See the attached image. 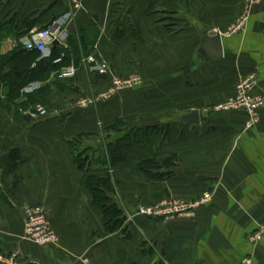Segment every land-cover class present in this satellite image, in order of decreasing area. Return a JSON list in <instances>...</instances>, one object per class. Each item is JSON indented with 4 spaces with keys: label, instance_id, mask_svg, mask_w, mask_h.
I'll list each match as a JSON object with an SVG mask.
<instances>
[{
    "label": "crops",
    "instance_id": "crops-1",
    "mask_svg": "<svg viewBox=\"0 0 264 264\" xmlns=\"http://www.w3.org/2000/svg\"><path fill=\"white\" fill-rule=\"evenodd\" d=\"M245 3L0 0V25L15 22L18 28L27 21L38 30L70 15L62 27L66 37L96 33L91 55L116 77L137 80L114 91L111 79L91 80L84 57L81 65H69L77 69L73 89L48 88L46 116L33 118L30 109L21 118L14 108H0V264H240L245 258L264 264V236L250 240L264 225V104L249 129L245 113L214 111L250 75L256 80L253 93L264 100V0L242 29L230 32ZM211 32L220 34V59H206L202 49ZM14 33L5 32L11 36L1 53L15 47ZM53 80L54 74L28 86L34 84L35 91ZM192 111L199 112V124L178 121ZM116 120L125 123L124 132L160 127L154 145L132 146L109 174L111 198L124 210V234L106 232L85 186L88 174L108 175L98 163L103 150L84 174L68 147L79 135H91L85 140L102 146L104 129ZM150 158H172L173 166L163 169L169 175L152 180L140 172L138 161ZM207 194L209 203L184 217L137 214L169 199L195 203ZM34 205L44 207L58 246L40 247L25 238L24 209Z\"/></svg>",
    "mask_w": 264,
    "mask_h": 264
},
{
    "label": "trees",
    "instance_id": "trees-1",
    "mask_svg": "<svg viewBox=\"0 0 264 264\" xmlns=\"http://www.w3.org/2000/svg\"><path fill=\"white\" fill-rule=\"evenodd\" d=\"M26 22L24 21L19 24L18 28L15 22L0 25V108H14L18 111V116L21 118L24 115L23 112L30 109L33 110L38 104H42L44 108H47L45 106L47 105L46 95L51 85L63 90L67 88L73 89L74 86L71 80L74 77L70 79H58L57 74L60 69L69 66L71 62L75 66L81 65L82 58L94 53L97 38L96 33L87 31L79 33L78 36L68 35L65 39L67 47L57 45L51 48L49 57L40 59L38 52L27 50L20 44V39L30 31L31 26L27 25ZM22 27H26L25 30H22ZM7 30L17 31V33L12 34L15 38L16 45L11 51L1 53L3 40L11 36L5 34ZM58 58H61V62L54 63ZM52 74H54L53 82L41 86L38 90L25 94V96L21 95L22 90L30 83H46ZM89 76L92 81L98 79L96 74H90ZM67 83H69V87ZM22 98H24L23 101H21ZM124 127V122L116 120L104 129L105 138H109L105 141L109 142L104 145L105 150L102 151L98 163L107 169H113L122 163L125 160L126 153L132 146L136 144L144 146L154 145L160 135V127L158 125L146 128H130L125 132L123 131ZM113 134L121 135L114 141H110V136ZM90 136L79 135L68 143L74 165L79 172L84 174L89 172L92 161L91 157L86 154V150L79 151L77 145ZM171 166H173L172 158L162 163L156 158L142 159L137 163L138 170L152 180H161L167 177L169 173L163 171V169ZM85 186L90 194L92 205L101 212L106 232L114 233L120 231L123 234L126 233L123 207L111 198L114 192V183L112 182L111 176L108 174L105 177H100L94 174H88L86 176Z\"/></svg>",
    "mask_w": 264,
    "mask_h": 264
},
{
    "label": "built area",
    "instance_id": "built-area-1",
    "mask_svg": "<svg viewBox=\"0 0 264 264\" xmlns=\"http://www.w3.org/2000/svg\"><path fill=\"white\" fill-rule=\"evenodd\" d=\"M261 0H246L243 19L239 26L236 25L230 29V32L240 30L243 28V22L250 15L252 6L258 4ZM74 8L81 7L80 2L74 1ZM70 15H68L69 17ZM66 16L55 19L45 27L38 30H30L26 36L20 39V44L27 50H34L40 54V59L50 56L52 43L57 40L58 45H63L66 35L62 32L64 21L68 18ZM61 58H58L54 63H60ZM83 63L87 67L90 74H104L110 77L113 88H130L136 82H121L118 77L114 76L106 62L98 60L94 55H88L83 59ZM93 70H97L93 72ZM77 69L74 66H68L61 69L58 74V79H70L75 77ZM244 79V78H243ZM240 79L236 85L233 97L226 100V102L219 104L214 108L218 112H243L247 115L245 124L246 129H249L257 124L259 117V110L264 104L261 96L253 93L256 84L254 77L249 79ZM36 86H28L23 90L25 94L31 93ZM47 111L43 105L38 104L33 110L31 116L33 118L46 116ZM204 201L188 203L179 200H166L159 205H151L138 209L137 214L143 216H153L162 218L164 220H172L177 217H184L193 211V209L206 205L210 201V196L205 195ZM25 225L24 236L31 243L40 247L58 246L59 239L51 227L46 215V211L41 205L29 206L24 209ZM264 236V225L260 226L256 232L250 237L251 241H259ZM240 264H252L249 258L242 260Z\"/></svg>",
    "mask_w": 264,
    "mask_h": 264
},
{
    "label": "water",
    "instance_id": "water-1",
    "mask_svg": "<svg viewBox=\"0 0 264 264\" xmlns=\"http://www.w3.org/2000/svg\"><path fill=\"white\" fill-rule=\"evenodd\" d=\"M58 45V41L55 40L52 43V48ZM202 49L206 53V59H220L222 57V42L220 34L217 32L209 33L204 39ZM96 77L101 80H105L107 77L104 74H97ZM24 119L30 121V116H24ZM178 121L184 124L197 125L200 121L198 111H192L188 114L178 117Z\"/></svg>",
    "mask_w": 264,
    "mask_h": 264
},
{
    "label": "rangeland",
    "instance_id": "rangeland-1",
    "mask_svg": "<svg viewBox=\"0 0 264 264\" xmlns=\"http://www.w3.org/2000/svg\"><path fill=\"white\" fill-rule=\"evenodd\" d=\"M261 2V1H260ZM259 2V3H260ZM257 5V4H256ZM255 6V5H254ZM254 6H252L251 7V9H250V13H251V10H252V8L254 7ZM243 19V15L240 17V19L238 20V22L236 23V25H238L239 26V24H240V21ZM249 19V16L247 17V19H245L244 20V22H243V25H246V22H247V20ZM235 25V26H236ZM237 31V30H236ZM113 73V72H112ZM77 74V73H76ZM113 75L114 76H116L114 73H113ZM76 76V75H75ZM107 77V76H106ZM118 77V76H117ZM251 77H253L252 75H250V76H248V77H246L245 79H249V78H251ZM108 79H110V77H107ZM118 79H119V81H121V82H126L127 80H124V79H122L121 77H118ZM243 79V78H242ZM245 79H243V80H245ZM137 80L136 79H134V82H136ZM127 82H131V81H127ZM31 85H33L34 86V84H31ZM28 87V86H27ZM27 87H25V88H27ZM236 88V87H235ZM123 89H127V88H120V89H116L115 88V90L114 91H119V90H123ZM254 90V89H253ZM111 92H113L112 90H110V92L109 93H111ZM234 93H235V90H234ZM234 95V94H233ZM233 95L231 96V97H233ZM230 97V98H231ZM230 98H228V99H230ZM227 99V100H228ZM224 102H226V100L225 101H223L222 103H224ZM222 103H220V104H222ZM219 105V104H218ZM217 106V105H216ZM216 106L214 107V108H216ZM215 111V110H214ZM123 133V132H122ZM121 134H113V135H111L110 136V141H114L115 139H117V138H119V136H120ZM109 139V138H108ZM107 138H105V139H103L104 140V143L102 144V146H100V147H97L96 145H93V144H89L87 141L88 140H82L81 142H79V144L77 145V149H79V151H83V150H86V154H88V156H90L91 157V161H92V163H91V165H90V168H92L94 165H97V163H95L93 160H94V157L95 156H97V155H99L98 153H99V151L100 150H105V147H104V145L107 143L105 140H108ZM89 157V158H90ZM93 159V160H92ZM100 167H105V166H103L102 164L100 165ZM106 168V167H105ZM114 169V168H113ZM113 169H108V174H111V172L113 171ZM90 170V169H89ZM141 172V171H140ZM111 176V175H110ZM208 195V194H207ZM205 197V196H204ZM169 200H176V199H169ZM180 201V200H179ZM202 201H204V198H203V196L201 197V198H199L198 199V201H196V202H202ZM161 203H163V202H161ZM161 203H155V204H152V205H159V204H161ZM151 206V205H150ZM27 208V207H26ZM24 225H25V221H24ZM52 227V226H51ZM53 229V228H52ZM54 230V229H53ZM23 231H24V228H23ZM54 232H55V230H54ZM55 234H56V236L58 237V239H59V236L57 235V233L55 232ZM59 244H60V240H59Z\"/></svg>",
    "mask_w": 264,
    "mask_h": 264
},
{
    "label": "bare ground",
    "instance_id": "bare-ground-1",
    "mask_svg": "<svg viewBox=\"0 0 264 264\" xmlns=\"http://www.w3.org/2000/svg\"><path fill=\"white\" fill-rule=\"evenodd\" d=\"M97 70H93V72H96Z\"/></svg>",
    "mask_w": 264,
    "mask_h": 264
}]
</instances>
